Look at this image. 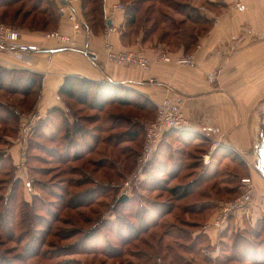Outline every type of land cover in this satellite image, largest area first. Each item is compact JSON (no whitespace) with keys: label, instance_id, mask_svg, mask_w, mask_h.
Returning a JSON list of instances; mask_svg holds the SVG:
<instances>
[{"label":"rangeland","instance_id":"rangeland-1","mask_svg":"<svg viewBox=\"0 0 264 264\" xmlns=\"http://www.w3.org/2000/svg\"><path fill=\"white\" fill-rule=\"evenodd\" d=\"M133 1L134 0H121L124 4H131ZM177 1L181 2L182 0ZM205 1L207 0H187V2H192L193 4L198 3L208 6ZM18 7H20V5L14 6L13 10ZM28 9L29 6L24 8V11ZM163 10L165 12L168 11L165 8H163ZM0 12H2V10ZM156 17L157 15H153V19ZM177 18L180 20L181 17L177 16ZM5 23L18 27L20 19L17 23H13L9 18ZM141 26L142 24L140 22L137 23L135 27L136 31H138ZM18 100V98H10L5 92H0V105L12 103L16 106ZM67 103L72 112L69 121L72 123L76 122V127L78 128V126H80L83 131L84 138L81 141V137L79 135L75 136L74 134L71 136L70 143H68L69 138L62 134H57L56 139L50 142L40 137H35L33 133L27 141V143L29 142L27 148H25V144L18 142V144H21L24 148L25 155L28 153V156L26 155L27 158L26 156L22 158V162H26L23 172H18L17 169L11 168L9 164L0 166V264H152L154 262L151 260L146 261L147 258L138 259L133 257L131 254L137 251L135 248L138 247L141 252H145L144 254L149 256H155L157 254L164 256L166 255L164 246L173 245L177 242H179L177 244L182 242L184 245L188 246V250L184 249V251H181L177 248V245H175L174 253L180 255L188 262L193 261L190 264H221V261L225 260V256H232L229 254V244L233 242L236 236L245 234L249 238L255 239L254 236L245 229L250 226L236 228L233 225L234 221H232L230 228L223 232L224 236L226 232H230L226 236V243H224L223 238H221L216 244L212 243L206 235L200 233L201 228H197L199 225L187 226L183 223L184 220L189 222L194 220L198 224H205L218 213L221 205L219 207L218 205L216 206L218 208L215 212L213 211L206 215H201L200 218L197 215H185L182 212L185 205L204 201L205 198L201 196L204 193L207 194L209 196L208 198H211L212 201L218 202V204L220 202L222 204L241 194L242 192L239 189L238 193L235 195L226 194L224 189L221 194H219L218 190L223 188L224 185L237 186L239 183L238 178L242 176L243 169L239 167L235 168L230 163H226L218 169L219 174L215 179H204L205 183L204 181L202 182L194 195L180 202L174 201V199L172 200L171 195L167 191H162L161 188H171L178 185H186L196 180L200 181V178H207L209 174L213 173L212 169H210L207 171V176L206 174L203 175L205 164L201 163V157L207 153L209 146L192 142L186 143V141L175 134L170 135V141L166 138L165 141L162 142L158 151V157L149 170L150 173L146 175L144 180V182L149 181L147 184L148 186L152 187L157 185L158 189L152 192H146L142 187L141 191L145 199L139 201L137 196H139L140 192H136L134 195V189L138 185L137 183L127 195L129 198L133 197L131 198L132 201L130 202V206L123 207L119 205L117 207L118 198L123 195L124 184L132 175L137 165V162L133 161L135 156L133 154V149L139 151L141 142L139 141L129 145L125 143L124 140L127 139L124 137H122L124 141L122 143L116 140V136H122V134L126 132V128L131 126L118 120L115 115L119 112H127L133 117H140L138 115L139 113L133 109H124L118 112L115 107H107L104 111L99 112L91 109H81L82 107L72 100H67ZM30 105L31 104H29V106ZM17 107L23 108L24 106L19 105ZM153 107L155 114H157L156 106ZM33 110L24 111V113H29ZM66 111L67 113L69 112L67 108ZM23 114L21 115L20 124ZM150 120L152 119L150 118ZM13 128L15 130V123L0 125V136H11V131H14ZM46 135L45 137H48L50 133L47 132ZM87 135H89V137L93 136L99 138L100 143L89 153H86V149L84 148V144L89 142V140H87L89 137L85 138ZM110 136H114L112 144L116 143V145L114 144L115 147L106 145V140ZM30 141H35V144L41 147L50 148L46 149L51 150L50 154L39 148L33 147V149H30ZM71 144H75L73 147H76L78 152L83 156V159L80 161L69 162L64 155L65 150ZM123 147H125V149H123ZM216 159L218 160L220 158ZM97 162H100L101 166ZM254 164L255 160L253 162V168ZM165 166L175 169V178H169L167 175L168 173H165L167 172L165 171ZM215 166L216 163H214L213 168H216ZM233 174H236L237 178H234ZM83 177L94 178L96 179V183L97 181L99 183L96 185L98 191L94 204L89 206V208H82V213L79 214H82L85 218H90L92 224L100 221V216H102L107 224H111L109 226H112V228L111 230H108L107 227H104L103 230L99 229L93 240L84 243L86 244V250H81L82 245H80L78 251L85 252L86 254H67L69 248H71L73 244L83 240L85 235H83L84 233L81 228L87 229L89 227L85 225L83 220H79L75 211L66 209L65 204H63L67 199L69 200L71 196L76 198L77 193L83 192L85 188H92L91 185H71V181L81 180ZM20 178H22V180H20ZM92 182L95 183V181ZM214 185H216V189H213ZM67 192L69 195H66L65 200H58L59 196L62 198L63 194H67ZM145 200L165 202L166 204L170 203V208H174L172 214L160 220V227L153 231L160 237L164 230H169L168 236H161L163 237V244L156 247V241H153L155 247L153 246V249H149L139 241H133L131 245L122 246L120 248V250L122 249L125 251V255L122 258H109L103 256L101 254L102 250L109 248L106 241L114 246H119V242L116 240L117 229L113 226V222L117 221L119 213L123 211L125 214H129V222L132 221L131 223L133 224L136 223L141 225L142 223L134 219L131 214L139 211L141 215ZM73 201L75 205L78 200L74 199ZM145 204L148 207L147 203ZM30 205L33 206L31 207ZM165 209H167V207ZM23 210L28 214V216H25V220H22L21 217ZM120 214H122V212ZM142 217L144 216H141V219H143ZM55 218H58V220L54 221ZM259 228L261 230L259 233L261 235L259 240L264 241V228ZM78 230L80 233L68 240L62 239V237H55L56 232L67 235L70 232L77 233L79 232ZM181 232H186L187 234L183 235ZM179 236H181V238ZM141 238L149 239L145 235L141 236ZM27 246L30 248V255L26 254V258L21 259L20 255H23V249ZM39 250H41V255L46 254V257H36L34 254ZM117 250L119 249H116V251ZM106 251L111 252L110 249ZM223 251H226V253H223ZM48 253L50 254L48 255ZM173 257V254L166 256L164 264H186L184 261H175ZM215 257L219 259L218 262H216V259H213ZM229 264L240 263L232 261Z\"/></svg>","mask_w":264,"mask_h":264},{"label":"crops","instance_id":"crops-1","mask_svg":"<svg viewBox=\"0 0 264 264\" xmlns=\"http://www.w3.org/2000/svg\"><path fill=\"white\" fill-rule=\"evenodd\" d=\"M237 1L246 6L245 11L236 9ZM119 3L124 4L121 0H104L106 26L94 30L89 27L77 35L75 39L79 49H69L56 41L45 40L42 36L44 31L18 28L20 34L10 42V49L21 44H36L41 50L30 60L0 50V66L30 71L43 78L41 97L34 110L44 118L50 109L64 108L59 91L68 77L122 87L118 91L120 95L128 92L131 99L156 108L164 98L178 101L192 121V130L185 131L186 139L209 146L204 158L207 164L211 163L210 168L218 171L222 165L230 163L243 169L239 187L240 180L252 178L256 190L253 202L232 220L236 228L254 227L264 219V178L258 170L257 154L255 156L264 135V0H209L208 6L195 4L209 21V28L197 34L196 44L173 53L175 58L193 56L191 66L156 60V47L142 42V27L134 43L130 42L131 37L124 38L125 12L113 9ZM124 5L128 7V3ZM76 6L78 16L87 22L83 2ZM55 30L73 36L72 25L64 16L59 15ZM107 31H110L109 40L116 51H142L150 60L151 69L144 71L138 66L108 62L104 50ZM158 47L165 48V44ZM85 48L100 55L98 65L91 63L83 54ZM170 135L172 133L163 141L166 138L170 141ZM17 136L18 133L15 138L8 137L11 144H2L0 151L5 152L11 159L10 165L22 173L26 163L22 158L28 153L25 155ZM216 149L220 151L214 154ZM222 152L231 155H223ZM214 163L216 168H213ZM208 177L216 178L217 173L213 171ZM212 224L213 219L205 225L204 233L217 244L223 232L219 234Z\"/></svg>","mask_w":264,"mask_h":264},{"label":"trees","instance_id":"trees-1","mask_svg":"<svg viewBox=\"0 0 264 264\" xmlns=\"http://www.w3.org/2000/svg\"><path fill=\"white\" fill-rule=\"evenodd\" d=\"M198 1V0H194ZM83 2V8L84 13L86 17V24L88 28L94 29H100L106 26L107 20L104 18L103 8H104V0H81ZM208 5V0L205 1ZM16 5H20V7L13 10V7ZM29 6V9L24 11V8ZM125 6V5H124ZM165 8L168 11L171 12H165L163 10ZM0 23H4L10 18L11 22L17 23L20 19L19 26L16 28L20 29H29L31 31H54L56 28V24L59 17L58 12V4L55 0H0ZM125 30L126 32L123 33V37H131L130 42L134 43L136 37L138 36V31H136L135 27L137 23L142 24V28L144 31V36L142 39L143 44H149L150 46H154L157 48H160L158 46L165 44V48L167 52H169L171 55H173L174 52H177L180 48L186 47L190 48L192 45L197 43V34H202L203 32L207 31L209 28V21L204 18V16L201 15L199 8L193 4L192 2H187V0L177 1V0H134L133 3L129 4L128 7L125 6ZM153 15H157L155 19H153ZM62 16V15H61ZM177 16L181 17L180 20L177 18ZM153 19V20H152ZM29 21V22H28ZM28 22V23H27ZM9 25V24H8ZM163 27V28H161ZM125 40V39H124ZM189 46V47H188ZM174 48V49H173ZM42 81L43 78L38 75L37 73H33L30 71H23V70H9L6 68H3L0 66V92L7 93L10 98H18V103L12 104H1L0 106V125H9L11 123H15L16 128L14 131H11V136L3 135L0 136V144H6L10 145L11 142H9V138H15V136L18 133V128L21 120V115L24 113V111H30L35 108L37 105L38 100L41 97V91H42ZM123 89L122 87L119 88L112 85H107L104 83H93L89 82L84 79H78L75 77H68L65 79V82L63 86L61 87L59 91V96L61 98V102L65 105L63 109L61 108H52L50 109L46 117L40 122L39 126L36 127V129L33 131L35 137H40L45 141L53 142L56 139L57 134H62L65 137L69 138L68 143H70L71 136L75 134L79 135L80 141L84 138L83 131L78 126L76 127V122L72 123L69 121V117H71V109L69 104L67 103V100L75 101L79 106H81V109H91L95 111H104L107 107H115L118 112L122 111L124 109H133L136 112H138L140 117H133L127 112H119L117 115H115L118 120H121L125 124L130 125L131 127L126 128V132L122 134V136H116V140L119 143H122L125 141V143L132 145L137 142H141V148L139 151L133 149L134 156V162H137V158L142 150L143 142H144V135H145V125L147 122L152 121L155 119L156 114L154 115V107L152 105H149L141 100H137L135 98H130L128 92L124 95L119 94V90ZM124 91V90H122ZM29 104H31L29 106ZM24 106L17 107V106ZM66 108L69 110V115L66 111ZM113 118V117H111ZM150 118L152 120H150ZM148 119V120H147ZM74 122V121H73ZM49 132L50 136H47L46 133ZM31 134V136L33 135ZM175 134L179 136L181 139L186 141V143H190V139H186L185 132H177V131H169L165 133L161 143L159 144L156 152L154 153L151 160L147 163V165L143 169V175L141 180L138 182V185L134 189V195L136 192H140L139 196H137V199L140 201H143L144 194L142 193V187L146 192H152L157 190V185L155 186H148L147 184L149 181L144 182L146 175H148L149 170L152 168V165L156 161L158 157V151L160 148V145L162 144L165 136L168 134ZM30 136V137H31ZM89 137L87 135L85 138ZM124 137L127 140H122ZM114 136H110L106 140V145H109L111 147H115L114 144H112V139ZM2 139V140H1ZM87 140L89 142L84 144V148L86 149V153L92 152V150L98 145L99 138L96 137H89ZM74 145H69L67 149L64 152V155L67 157L68 161H80L83 159V156L78 152L76 147H73ZM33 147L39 148L44 150L46 153L50 154L51 150L44 146H39L35 144V141H30V149ZM130 147V146H128ZM125 149V147H123ZM220 150L216 149L214 154L216 152H219ZM223 155H231L229 152H222ZM206 154V153H205ZM71 158H70V157ZM232 156L235 158V154H232ZM201 163L205 164L204 166V172L203 175L206 174L207 171L212 169L210 168L211 163L207 164L205 162L204 156L201 157ZM241 162V161H239ZM100 165V162H97ZM4 164H11V159L9 156L5 155V152L0 151V166H4ZM101 166V165H100ZM214 166V164H213ZM212 167V166H211ZM12 168V166H11ZM146 169V170H145ZM170 169V170H169ZM145 170V171H144ZM165 173H168L167 175L169 178H175V169L168 168L165 166ZM215 171L218 176V171ZM234 178H237L236 174L234 175ZM232 176V177H233ZM148 177V176H147ZM240 178V177H239ZM238 178V179H239ZM204 179L213 180L215 178L213 177H204L200 178L199 180L193 181L186 185H178L171 188H161L162 191H167L171 197L172 200L180 202L183 200H186L187 198L191 197L196 193V190L199 188V186L202 184ZM92 181H95L92 182ZM125 181V180H124ZM71 185L73 186H86L91 185L92 188H85L83 192L77 193L76 198H71L66 200L63 204H65L66 209L70 211H75L79 220L84 221L85 225L89 226L86 228H81L83 231L84 238L80 242L73 244L71 248H69V252L67 254H86L85 252H80L79 247L82 245L81 250H86V247L84 244L85 242H89L90 240H93L99 229L103 230L104 227H107L108 230H111L112 226H109L111 224H107L106 220L102 217L100 221L96 222L95 224L91 223L90 218H85L82 214V208H89V206H92L95 202L96 193L98 191L97 181L94 178H87L83 177L81 180L77 181H71ZM205 183V181H204ZM241 184V180H240ZM227 185V184H226ZM231 185V184H229ZM242 184L239 187V183L237 186H223L219 191V194L223 191V189L226 191V194L235 195L238 193V189L242 192ZM213 189H216V185L213 186ZM76 194V193H75ZM67 194H63V197L59 199L65 200ZM74 195V194H73ZM203 198H205L202 202H194L192 204H187L184 206V209L182 212L185 215H206L211 212H215L216 209L221 205V202L218 204V202L212 201L211 198H208L209 196L207 194L201 195ZM133 197L125 196L124 194L118 198V204L123 207H129L130 202L132 201ZM11 199V197H10ZM9 199V200H10ZM74 199H77V203L74 205ZM221 200V199H220ZM219 200V201H220ZM253 202V201H252ZM251 202V203H252ZM148 207L146 206V204ZM170 203L166 204L165 202H156L152 200H145L143 203V210L142 214L140 215V212H134L131 214V216L136 219L137 221H140L142 224H133L132 221H128L129 214H125L123 211L122 214L119 213V216L117 218V221L113 222V226L116 227V240L119 242V246H114L110 242L106 241V244L108 245V249L111 250V252H107L104 249L102 250L101 254L105 257L109 258H122L125 255L124 250H120L122 246L131 245L133 241H139L144 246L148 247L149 249H153L154 243L153 241H156L155 246L158 247L163 244V237L161 236H168L169 230H164L162 235L158 237L156 235V232H153L155 229L160 227V220H163L166 217L170 216L173 212V207L170 208ZM218 205V207H216ZM251 205V204H250ZM249 205V206H250ZM29 206V204H28ZM31 207L33 205H30ZM116 207V205H115ZM167 207V209H165ZM248 208V207H247ZM246 208V209H247ZM165 209V210H163ZM245 209V210H246ZM245 210L241 211L240 213H244ZM22 220H25V216H28L25 211H22ZM25 213V214H24ZM130 213V212H128ZM141 216L143 219H141ZM122 217V218H121ZM235 216H233L230 221L229 225L227 227V230L231 226L232 219ZM58 218H55L54 221H57ZM185 225H199L197 228H201V234L208 235L204 233L205 225L206 223H200L198 224L196 221L192 220L191 222L184 220ZM210 225V224H209ZM196 227V226H194ZM264 228V219L260 220L256 223L254 227L245 228L246 231L250 233L252 236H254L255 239L249 238L245 234H241L240 236H236L233 242L230 245L229 248V254L232 256H225V260H220L221 264H229L232 261L238 262L240 264H264V241L259 240L260 238V228ZM79 231V230H78ZM81 231V232H82ZM51 233V232H50ZM49 233V234H50ZM80 233L77 232H70L69 234H63L60 232H56L55 237H62V239H71L76 234ZM183 235H186V232H181ZM230 232H226V235L224 236V233L222 235L223 242H225L227 234ZM247 233V234H248ZM147 236L149 239L141 238V236ZM179 235V234H178ZM181 238V236H179ZM209 238V237H208ZM181 242V241H180ZM45 243V242H44ZM179 243V242H177ZM173 244V245H166L164 246V249L166 251V255L161 256L160 254L152 256L144 254L145 252H141V250L136 247V252H133L134 254H131L133 257H136L138 259H146V261H153L152 264H164V260H166V256L173 254V258L175 261H184L186 264L192 263L191 261L188 262L187 260L183 259L180 255L174 253L175 245H177V248H179L181 251H184V249L188 250V246L184 245L182 242L180 244ZM226 245V244H225ZM224 245V247H225ZM154 246V247H155ZM69 247V246H68ZM67 247V248H68ZM191 248V247H190ZM28 246L23 249V255H20L21 259L26 258V254H29ZM66 249V248H65ZM116 249H119L116 251ZM226 249V248H225ZM64 250V249H60ZM223 253H226V251H223ZM50 253H48L49 255ZM36 257L41 256L42 258L46 257V254L41 255V250L35 252L34 254ZM29 257V256H27ZM219 259H216V262H218Z\"/></svg>","mask_w":264,"mask_h":264},{"label":"built area","instance_id":"built-area-1","mask_svg":"<svg viewBox=\"0 0 264 264\" xmlns=\"http://www.w3.org/2000/svg\"><path fill=\"white\" fill-rule=\"evenodd\" d=\"M55 1L58 4L59 14L66 17L71 23L73 36L65 35L58 30L44 32L42 36L45 40L56 41L69 49H79L75 37L83 30L89 29L86 22L83 18L79 17L77 13L76 5L81 3V0ZM235 7L240 12L246 10V6L240 1L235 3ZM113 9L124 11L125 6L124 4L119 3L113 6ZM19 34L20 31L18 28L0 23V50H7L9 53L16 54V56H19L21 59L30 60L32 56H35L41 50V48L36 44H21L17 46L16 49H10V42L16 40ZM109 35L110 31H107L104 34V50L108 62L124 66H138L144 71H149L151 69L150 60L142 51L127 50L118 52L110 42ZM82 51L91 63L95 65L100 63L101 57L99 54L89 48H85ZM155 59L165 63L175 61L178 64L189 66L194 63L193 56L175 58L162 47L155 50ZM150 81L153 82L154 80L151 79ZM43 119L44 117L38 110L24 113L19 128L17 142L25 144V148H27L28 139ZM192 128V121L186 115L182 105L172 98H164L157 105L155 119L147 122L145 125L143 147L137 158L136 168L132 175L126 180L122 193L128 195L134 186L141 180L144 167L153 157L165 133L169 131H191ZM241 184L243 186L242 193L237 197L222 203L218 213L213 218L212 225L219 234L227 229L230 219L245 210L254 199L256 190L252 178H243Z\"/></svg>","mask_w":264,"mask_h":264},{"label":"water","instance_id":"water-1","mask_svg":"<svg viewBox=\"0 0 264 264\" xmlns=\"http://www.w3.org/2000/svg\"><path fill=\"white\" fill-rule=\"evenodd\" d=\"M111 24V22H109ZM257 158H258V170L262 177L264 178V135L262 138V141L259 145V148L257 149Z\"/></svg>","mask_w":264,"mask_h":264}]
</instances>
